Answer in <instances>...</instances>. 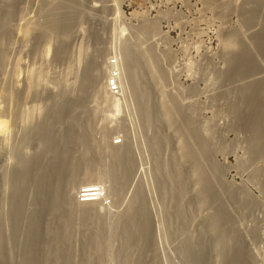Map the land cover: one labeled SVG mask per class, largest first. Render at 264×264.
I'll return each instance as SVG.
<instances>
[{"label":"bare ground","instance_id":"1","mask_svg":"<svg viewBox=\"0 0 264 264\" xmlns=\"http://www.w3.org/2000/svg\"><path fill=\"white\" fill-rule=\"evenodd\" d=\"M65 1L67 2V0H65ZM83 1H86V0H75V1L73 0V2L75 4L79 3V5L82 4ZM247 1H250V0L242 1L243 2L242 4H244L245 2L247 3ZM28 2H29V0H28ZM207 2L211 7L213 6L212 8H215V9L217 8V12L219 11L222 14H224V12H226V11L228 12V10L230 11V10L234 9L237 11V9H239V12L241 11L240 16H242V19H241L242 24H247V23L251 24L252 20L256 18L255 16L261 14V13H257L256 9L258 7L255 8L256 6L251 8V9H248L247 6H245V5H239V6L235 5L234 4L235 2H233L232 0L231 1L229 0L227 2H224V0L223 1L208 0ZM19 3H22V0H0V29L3 27L5 29H7L6 27H8V25L6 26V24L10 20H12L13 18L19 17V13H20L19 7H18ZM39 3H40V0H39ZM44 3H45V1H44ZM84 3H86V2H84ZM69 4H71V3H69ZM45 5H46V3H45ZM263 5H264V1H263ZM65 6L66 5H64V8H63V5L59 4V5L51 8V9H49V12L47 13L48 16H50V15L52 16L53 15L52 13H55L56 15L58 12L63 13L64 10H67L65 8ZM70 6L72 7L74 5H70ZM104 6H105V4H104ZM66 7H68V6H66ZM236 7H239V8L236 9ZM39 8H41V6ZM39 8H38V10H39ZM80 8H81V6H80ZM111 8H109V9H111ZM260 8L261 7H259L258 10H260ZM102 10H103V8H102ZM43 12H47V11H43ZM66 12H69V11L67 10ZM60 13H58V14H60ZM262 13H263V11H262ZM43 15H44V13H43ZM64 15H66V14H64ZM27 16H29V15H27ZM68 16H70V15H68ZM262 16H263V18L261 19V21L263 20V22H261L260 30L254 32L252 34L250 33L249 35H247L248 33L246 34L248 37V40L251 42L250 43L251 47L247 44V41L243 40V37H241L242 36V35H240L241 31L239 32L238 30H236L235 32H232L228 35V38H227L228 41H227V43L224 42L225 43L224 45L227 44L226 46H228L229 48H231V47L234 48L235 53L232 56H228V55L226 56L225 55L226 56L225 61L229 60L232 63V66L230 65L231 66L230 69L228 71L224 72V74H223V76L225 75V79L222 78V79L226 80L228 82V84L227 85L225 84L227 87H225V86L222 87V90L218 88L219 90H221L220 92H218L219 90L216 91V93L217 92L220 93V94H218V96L216 95L217 97H220V99H221V96L225 99L226 98L228 99V96L232 95V99L230 98L231 100H229L227 103V110L225 112V113H228L230 116V117L229 116L228 117L231 118L230 127L232 129L236 130V132L238 131L239 133H242L244 135V141L243 142L245 143L246 151H247L248 155L250 156V159L256 158V159H260V160L262 158H264V15H262ZM21 17H22V15H21ZM25 17L23 16V18H25ZM60 17H61V15H60ZM50 18L48 17V20L43 21L42 23L39 22L36 24L33 21H32L33 24H31L32 22L30 21L31 22L30 25L32 28L30 26L26 27L27 25L24 26L22 23L21 27L23 25V27H26L27 30L25 28L20 29L19 28L20 26H17L16 24L15 25L17 27L14 29L22 31V34H24L26 36V33L28 35H29V33H32L29 31L30 28H31V31L34 28L37 32L35 30H33L36 32V36L33 35V37H35L33 39H35L34 42L36 41L37 44L39 43V41H41L42 39H44L47 36H51V37L58 39L59 44H57V46H55L54 51H53V48H51L52 45L50 46V41L46 42L43 45L44 47L42 46L43 47L42 50H43V54H45V53L47 54L52 49V51L54 53L53 54L54 57L56 58V60L60 61V60L65 59V55L67 54L66 52L68 50L66 48H68V47H66V42H67V39L69 38V36L71 35L74 27L76 26V20L73 18L72 21L68 20V22H66L65 21V20H67L66 19L67 17H66L64 19L58 18L60 21L57 20L58 21L57 22V21H55L56 19L52 20ZM69 18L71 19V17H69ZM61 19L64 22H62ZM257 19H258V16H257ZM13 20H15V19H13ZM18 24H19V22H18ZM10 25H12V24H10ZM10 25H9V27H10ZM154 25L153 24L150 25V23L148 25H146V24L140 25V27L138 29H136L137 31H136L135 36L138 35V37H140V36L145 37L147 35L149 36L150 34L152 35L153 30H154ZM11 27H13V26H11ZM121 27L118 30L117 26H116L114 28L113 33H115L117 35L121 34L125 30L124 26L122 28ZM240 28H241V26H240ZM8 30H10V32H11V28H9ZM116 30H117V33H116ZM110 31L112 32V30H110ZM118 31H119V34H118ZM2 33H4V32H2ZM13 34H14V32H13ZM13 34H11V35H13ZM11 35H9V32L4 33L3 35L0 34V100H3V99L5 100V99H8L9 97L10 98L13 97L12 99H14L15 100L14 102H16L17 103L16 105H18L19 101L20 102L23 101V97L24 98L26 97V96L22 97V95H26V94H24L25 90L23 91V89H22L23 93L21 91V94H22L21 95L19 93L20 88L19 89L16 88V87H18L19 84L18 85L15 84L14 90H12V91L7 86V84H6V71H5L6 70L5 68H7V67H5L7 57H6V53H5L6 51L3 50V47H2V46H5L4 45L5 43L3 44V41L5 39L7 41V38L10 37ZM135 36H134V38H135ZM4 37H6V38L4 39ZM11 37H13V36H11ZM20 38H21V36H20ZM93 38H94L95 43L98 44V40H99L98 35H94ZM33 39L31 38V40H33ZM118 39H120V36ZM244 39H246V36ZM25 40H27V38ZM31 40H29V41H31ZM99 42H100V40H99ZM114 42L116 43L117 41H114ZM123 42L124 43H122V45H120L119 54L118 55L116 54V56H115L116 59H119V60H116L119 62V64L116 62L115 66H116V69L119 71L117 81H118L120 92H121V94L122 93L124 94L125 93L124 90L126 91V89H127V88L124 89L126 87V85H124V84L129 83L130 85L129 86L127 85V87L131 86L132 90L130 91V94L133 93V95H131V97L134 96L135 100L133 98L132 99H133V101L136 102L135 104H137V106H134V107L138 109L137 112L140 114L139 117L142 118V119L139 118L138 121L141 119V121L143 120V122H144L143 124L148 126L149 124L152 125L151 123H153V119L155 120L154 117H156V118L159 117L164 123V124H162V123L161 124L164 125V127H166V130H167V132H166L167 134L164 133V135H162V136L154 134L155 136L151 137L150 145L148 144L149 148L151 149L150 152L153 151L156 154V155H154L155 159L153 161V163H154L153 169L155 170L156 175H157L156 177H157L158 186H159L158 189H160V192H162L164 199H169L170 201L174 200L173 201L174 207H175L174 216L176 214L175 217H177L176 220L180 221L179 222V223H181L180 226H184L188 221L185 218L186 214L184 216V214L181 210V208H182L181 203L182 202L179 199L182 197L180 195H182L183 192L188 191L187 189L192 191L191 192L192 199H190V201H192V203L194 202L196 207L203 208V209L209 208V207L213 208V212L211 214L205 216V219L202 222L201 228H202V230L204 229V232H201V233L202 234L204 233V235H201V236L199 235L198 239L196 237L197 240L195 239L196 240L195 243H192L190 245V241H189V245L184 246V248L182 247L183 253L181 252V254L185 258L186 263L187 264H207V263L209 264L208 261L211 260L209 257L213 253V255L215 256V259L218 260V262H217L218 264H253L254 260L249 255L250 252L249 253L247 252L248 248L246 249V247H248V246L245 245L244 236L238 230L232 216L228 212V209L225 207V204L222 201L221 196H220L221 195L220 189H222V187H223V185L221 183V172H222V170H220L219 169L220 167L218 168V166L212 162V153L215 151V146H213V144H211V142H212L211 141L212 140L211 132L212 131L210 132L207 129V127L205 128L206 125L201 126V125H197L195 123V121H194L195 118L193 116L194 115L193 114L194 109L192 108V106H187V107L185 105L183 106L177 100V97L176 98L174 97V95L173 96L169 95L167 98V96L164 94L163 89L161 88V85H163L162 81L165 80V78H166V73H165V71H163V68L161 69V66L157 62L155 55H153L155 53H153V51H150V49L149 50L147 49V51L145 49L144 50L145 52H141V53H140L141 50H139L140 54L143 53V55L141 57L139 55V57H140L139 58V57H137L138 55H136L138 53L134 52L135 50H137L139 48L137 47V49H135L134 51H133L134 47L131 48L132 47L131 43H133V45H135L134 42L133 41L131 43H127L128 41L127 42L123 41ZM136 44H137V42H136ZM224 47H222V48H224ZM33 48H35V47H33ZM229 48H228V50H229ZM234 49H233V51H234ZM96 50H98V49H96ZM151 50H153V49L151 48ZM30 51H32V49ZM36 51H38V50H36ZM80 51H79V53H80ZM40 53H42V52H40ZM98 53L96 55L97 56L96 58L100 59L101 57H100V54H98ZM83 55H85V54H83ZM79 58H80V56H78L77 60H79ZM16 61H15L16 64H15V67L13 70V75H12V77L14 76V78H11V80L15 79V78L18 79V75L20 73L19 66H21V65L18 66V63L20 62V60L18 62H16ZM13 63H14V61H13ZM103 63H104V61H103ZM142 63L145 65V68H144L145 70L144 69L143 70L145 71V75L147 73V75L149 77L148 79L151 81V83H149V81H148V83L152 84L151 85L152 88H149V87L145 88V86H144L145 89L143 87H141L140 88L141 90L139 91L138 90L139 86L143 85V83L140 84V77H141L140 75H144V74L139 75L137 72L140 70L141 67L139 68V66H142ZM105 64L103 65V64L98 63L96 61L95 57H93L91 59L89 58V60L85 62L84 66H83L84 69L82 70L81 77L79 78V82H78L76 90H75L76 95L74 97L67 98V97H69L68 94H67V96L65 94H63L64 96H62V95H61V97L59 96L58 100H56L54 98L55 96H51V95H48L47 97H45V99L43 98V100H44V101L42 100L43 103L44 102H50V104L47 103V105H49L48 107H46L47 105L45 106L46 107L45 108L46 114L44 116L45 119L43 118L44 119L43 122L37 123V125H35V123H34V126H29V125H31V124H28L29 120H30L29 115L26 114V116H24V115L18 116L16 114L17 117H16V115H14L15 118H17V120L15 121L16 124H17V121L19 120V117L21 116L22 120H20V122H21L20 124H22V122H23L24 124L26 123L25 124L26 126L27 125L28 126L26 128H23L21 130V132H19V133L17 131V134L16 133H15L16 135L14 134L15 138L12 137L13 138L12 148L13 149H12L10 156H11V158L14 159V162H15L14 167L12 169L8 170V172L3 170V171H5L3 173L1 172V169H0V172L2 173V176H0V178L2 180H4L6 177L5 182L7 181V183H8V186L6 188H8L7 190H9V194H8L9 196L7 195L8 201H6V202H8L7 204L9 205L7 216L5 217L2 214L3 212L0 211V264H62V263H64V261H68L69 256H70V252L72 250L70 251L71 247L69 248L68 246H70V245L67 246L66 243L69 240L71 232L73 231L72 227H74V225L72 223V220H73L72 217L75 214H77L78 217L80 218L77 220L78 221L80 220V225L81 224H82V226L84 225L83 226L84 228H86L85 226H88V224H90V223H88V222H91L89 220H92V221L94 220V225L96 224V226H97V231H95V230L94 231L96 232V234L98 232L97 236H99V232H100V231H98L99 227H101V225H103V224H101V223H103L102 222L103 218H101L100 214L102 212H104L107 207H110L111 205H113L117 201V199H119L120 195H123V193L121 194V192L123 191L125 184H127L126 183L128 181L127 175L130 174L129 173L130 171L132 172V170L134 169V163H135L133 161L132 152H131L132 149L130 147V143L128 145V143H126L124 140L122 142H125V143H123L121 145H118L119 143L117 145H114L113 142L110 141V143H108L107 140H105V142L107 144L104 142L105 145L103 146V148L106 149V150L105 149L104 150L108 154L107 153H104V154H107L108 158L110 157L109 160H110L111 165L109 164V166H111V167L110 168L108 167L109 169H107V171L106 170L104 172L100 171L102 173H100V174L98 173L95 175L90 173L89 171H91V170L88 171V168H87V166L89 167L93 164L92 163L93 159L91 158L92 161L89 159L86 160V158L82 160L83 156L82 157L81 156L76 157L74 154L76 147L79 146L80 148L83 147L86 149L87 148L86 144L87 145H88V143L90 144V142L88 141V138H87L88 135H86L85 131L84 130L80 131L79 129H76L78 127H75L76 126L75 124L76 123L78 124L79 120L75 116V114L73 113V111L75 112L76 109L83 107V104H84L85 100L87 99V97H88L87 94L89 92L93 91L92 93L93 94L95 93L94 95L96 97L101 96V97H98V99L101 98V100H103V102H105V105L107 104V106H109L108 112L110 114V117H114V116L118 115L121 111V102H120L121 99H120V97H118V95L117 96H111L106 89V85H107L106 82L107 81L105 82V80L106 79L107 80H113V77L111 78V73L107 74V76H105V77L103 76V75H105L102 72L104 67H105ZM108 66H109V64H108ZM110 67H112V66H110ZM138 68H139V70H137ZM37 69L32 68V71H36V73L35 72L33 73L30 70L31 73H30V76L28 75V84H27V81H25L26 84H24V85L26 88L28 85L29 90H31V89L37 90V87L40 88V82L39 81H41V79H42V81H44L43 76H41V74L43 75L44 72H42L41 69H38L39 71L37 72ZM142 73H143V71H142ZM17 79L15 80L16 82L14 80L13 81L15 83L19 82V81H17ZM76 79H78V78H76ZM26 80H27V77H26ZM226 81H225V83H226ZM72 84H74V83H72ZM228 86H229V88H228ZM30 87H31V89H30ZM33 87H35V88H33ZM49 88H51V87H49ZM220 88H221V86H220ZM223 88L224 89L227 88V89L223 91ZM15 90H16V92H15ZM29 90H27L26 92H28ZM211 94H213V93H211ZM58 95H59V93H58ZM71 96H73V95H71ZM90 98H91V96H90ZM14 102L12 103L13 105H15ZM20 105H21V103H20ZM16 107L18 108V106H16ZM39 107H41V106H39ZM83 109H84V107H83ZM1 112H0V114H1ZM137 116H138V114H137ZM15 118H14V120H15ZM41 119H42V117H41ZM15 122H13V124H15ZM86 123L84 125L87 126ZM139 123L141 124L142 122H138V124ZM143 124H141V125H143ZM17 125H19V124H17ZM202 125H204V124H202ZM4 127H6V126H4ZM9 127H11V126H9ZM21 127H23V126H21ZM149 127H151V126H149ZM6 129H8V128H6ZM149 130H148V132H149ZM122 132L123 131H121V133ZM125 133H126V131H125ZM121 137H122V135H121ZM123 137L125 138V136H123ZM124 138H122V139H124ZM104 139H106V138H104ZM172 139L174 142L172 141ZM31 142H32V144L34 142L35 147H33L34 148L33 153L28 155L26 153V149L30 146L29 144H31ZM170 142L174 143V145L176 146V149L175 150L171 149V150H174L173 154L169 156L170 161L168 160L169 166H171V168H170L171 171L167 172V168L169 166H168V163H167V165L165 164V159H164V157H161V155H162L161 152H162V148L164 146L166 147V145L169 146ZM106 145H107V147H105ZM175 146L173 148H175ZM31 148H32V146L30 147V149ZM81 150H82V148H81ZM90 150L92 151V149H90ZM82 151H84V149ZM27 152H29V151H27ZM85 152H86V150H85ZM85 152H84V154H87ZM171 153H172V151H171ZM166 157H168L167 154H166ZM151 159H153V158H151ZM257 161L258 160H256V163H257ZM83 162H85V168H87V169H85L84 167L81 166ZM88 162L91 165L90 164L88 165ZM105 164H107V163H105ZM165 165L168 167L166 168ZM81 168H84L85 170L82 169L83 170L82 171ZM94 172H96V171H94ZM256 172L259 173V171H256ZM258 173H255V174L258 175ZM259 175H260V177L261 176L263 177V182L261 184V186H262L261 188L263 189L262 191L264 192V169L261 170V173ZM130 176H128V177H130ZM256 177L257 176H255V178ZM81 191H88V193L85 194L86 196L96 195V197H93V198L87 197L86 200H89V201L79 202L77 200L76 196ZM191 194H189V195H191ZM183 195H185V194H183ZM132 196H133L131 198L132 201L129 199V201H131V204L128 208V211L126 210L127 212H125V214H124V216H125L124 220L122 219V216H121L122 220L120 219L121 222L118 220V223L120 222V224L117 225L120 227V228L118 227L119 230L117 229L118 232L120 233V235H118V236H120L122 238V239L120 238L122 241V246L120 248V251L118 252V253H120V261H121V262H118L119 264H145V261L143 263V259L145 258V257L143 258V254L149 248V246H151V242L154 240V238L152 240V235H153L152 234V231H153L152 228H155V227L151 226L152 221H151V217H150V214H149L148 208H147L148 204L146 205L144 193L141 190V188L139 187L135 190V192ZM229 197L231 198V200H233V202L237 206L241 205V201L239 200V197H240L239 193H237V192L236 193H230ZM95 198H96V201H91L92 199H95ZM1 200H2V198L0 196V202H1ZM246 204H247V202H246ZM250 205L251 204H249L248 206H250ZM0 206H3L2 203H0ZM241 206L243 207V205H241ZM103 215H105V214H103ZM169 215H170V213H169ZM87 220H88V222H87ZM75 221H74V223H75ZM5 222L6 223L8 222L7 225H10L9 226V229H10L9 236H7L5 234V231H4V227H5L4 223ZM92 224H93V222H92ZM103 226H105V225H103ZM75 227H76V225H75ZM89 227H91V225ZM87 229H88V227H87ZM94 229H95V227H94ZM90 230L91 229L88 230L89 232L86 231V234L88 233L89 235L88 234L85 235L89 238V239H87V240H89L88 243L93 242V240H95L94 242H96L97 237L94 234V231H92V230L90 231ZM109 230H110V228H109ZM103 231H105V230H103ZM205 233L209 234L208 239H210V242L209 241L208 242H209V244L212 245L211 255H210V252L208 250L210 248H208V249L205 248V245H206L204 243L205 240L202 237V236L205 237L207 235V234L205 235ZM257 233H256V231L253 230V231H250L248 234V236L251 237V239H254V240L250 239L254 243H255V240L257 241V239H258V238H256ZM114 235H117L116 232ZM102 236L103 235H101V238H102ZM257 237H259V236H257ZM72 239H73V237H72ZM205 239H207V238H205ZM84 240H86V239H84ZM8 241H10L9 243H11V246L13 245L14 249L16 248V250H15L16 256H17L16 261H13L9 258V251L7 248ZM86 241H85V243H86ZM185 243H186V241H185ZM83 245H85V244H83ZM250 245L251 244H249V246ZM85 248H88V247L85 246ZM84 250H86V249H84ZM95 250H97V249H95ZM177 251H179V250H177ZM261 251H262L261 253H260V251H258L260 253V257H261V263L260 264H264V248L261 249ZM13 252H14V250H13ZM151 252H153V249ZM51 254L53 255V258L51 256V259H50ZM95 254H97V253H95ZM147 254H149V253H147ZM88 255H85V256H88ZM178 255H179V253H178ZM213 255H212V257H213ZM95 257H97V256H95ZM104 258L105 257L102 258V255H99L98 258H94V259L90 260V256H89V258L86 257V260L88 262H89V260H90V262L94 261L93 263H90V264H109L107 261H105L106 259L104 260ZM149 259H150V257H149ZM146 260H147V258H146ZM252 260H253V262H252ZM83 261H84V259H83ZM186 263H184V264H186Z\"/></svg>","mask_w":264,"mask_h":264},{"label":"rangeland","instance_id":"2","mask_svg":"<svg viewBox=\"0 0 264 264\" xmlns=\"http://www.w3.org/2000/svg\"><path fill=\"white\" fill-rule=\"evenodd\" d=\"M62 1L63 0H40V3H39V0H29L30 2L29 3L28 0L26 1L22 0V3H19V6H18L19 12L21 13V14L19 13L20 18L19 17L13 18L15 20L12 19L6 24V26L8 25V27H6L7 29H5L4 27L0 29L1 35H3L6 32H9V35H11L14 32V34L11 35L13 37L11 36L8 37L7 41L5 39L6 37H4L5 40L3 41V44L5 43L4 44L5 46H2L3 50L6 51L4 52L6 53V57H7L6 64H5V67H7L5 68L6 69L5 70L6 71V84L9 87V89H11V91L14 90L15 84L17 85L19 84L18 87H16L18 89L20 88L19 93L21 94V91L23 89V91L25 90L24 94H26V95L21 94L22 97L23 96H26V97L25 98L23 97V101L21 102L19 101L18 105H16L17 103L14 102L15 101L14 99H12L13 97L11 98L9 97L8 99H5V100L4 99L0 100L1 102L0 112L2 111L0 114V123H1L0 124V143H1L0 144V169H1V172L2 173L5 171L8 172V170L14 167L15 165L14 159L11 158L10 156L12 149H13L12 140L13 138H15L17 131L19 133L21 132L23 128H26L28 126V125L26 126L25 125L26 123L24 124L23 122L22 124H20L21 123L20 120H22L21 116L19 117V120H18L19 122L17 121V124L19 125H17L15 122L17 118H15L14 115L16 114L18 116L19 115L26 116V114L29 115L30 120L28 124H31L29 126H34V123L35 125H37V123L43 122V120L45 119L44 116L46 114L45 108L49 106L47 105V103L50 104V102L43 103L44 101L43 98L45 99V97H47L48 95H51V96H55L54 98L58 100L59 96L60 97L61 95L64 96L63 94H65L66 96L68 94L69 97L67 98L74 97L76 95L75 90L79 82V78L81 77L82 70L84 69L83 66L85 62L89 60V58L91 59L95 57L96 61L103 65L106 63L105 67L103 66L104 69L102 71L103 74H105L103 75L105 77L107 76V74H110V70H111V67L109 64L110 59L111 58L116 59L115 56L116 54L117 55L119 54L120 45L124 43L123 41L125 42L128 41L127 43H131L133 41L135 44L133 45V43H131L132 44L131 48L134 47L133 51L137 49V47L139 48L137 49L138 51L137 50L134 51L138 53L136 54L138 55L137 57H139V55L141 57L143 53L142 54L140 53L145 52L144 51L145 49L146 51L147 49L148 50L150 49V51H153V53H155L153 55H155L157 62L161 66V69L163 68V71H165L166 73V78L165 80L162 81L163 85H161V88L163 89V92L167 96V98L169 95H172V96L174 95V97L175 98L177 97V100L183 106L184 105L186 107L192 106V108L194 109L193 116L195 118L194 119L195 123L201 126L206 125L205 128L207 127V129L210 132L212 131L211 141L213 143L211 142V144L215 146V151L212 153V162L216 164L218 168L220 167L219 168L220 170H222L221 183L223 187L222 189H220L221 199L224 202L225 207L228 209V212L232 216L238 230L244 236L245 245L248 246L246 247V249L248 248L247 252L248 253L250 252L249 255L254 260V262L252 260L253 264H258V263L260 264L261 263L260 253L263 251V250L261 251V249L264 248V192L262 191L263 189L261 188L263 177L262 176L260 177L259 174L261 173V170L264 169V158H262L261 160L256 159V158L250 159V156L248 155L246 151L245 143L243 142L244 135L242 133H239L238 131L236 132V130L230 127L231 118H229L230 117L229 114L225 112L227 110V103L229 100L232 99V95L231 96L229 95L230 97L228 96V99L227 98L225 99L222 96L220 99V97H217V96L218 94H220L218 92L222 90V87L224 86L227 87L226 85L228 84V82L224 80L225 75L223 76V74L224 72L230 69V67L232 66V63L229 60L225 61L226 56L227 55L232 56L235 53L234 48L232 47L229 48L228 46H226L227 44L224 45L228 41L227 39L228 35L232 32H235L236 30H238L239 32L241 31L240 32L241 33L240 35H242L241 37H243V40H246L247 44L251 47V44H250L251 42L248 40L247 35L260 30L261 22H263V20L261 21V19L263 18L262 15H264L263 14L264 13V10H263L264 0H259V1L250 0V1H247L248 4L246 2L242 4L243 3L242 1L232 0L233 2H235L234 3L235 5H238V6L245 5L247 6L248 9H251L255 6H256L255 8L258 7L256 11L257 13H261L262 15L261 14L256 15L255 16L256 18L252 20L251 24L249 23L242 24V21H241L242 16H240L241 11L239 12V9H237L239 7H236L237 11L232 9L222 14L219 11H218L219 13L217 12V8L216 9L212 8L213 6L211 7L208 4L207 2L208 0H86V1H83L82 3L83 5L82 4L79 5V3L75 4L73 0L72 1L67 0V2L65 0L63 2ZM220 1H223V0H220ZM227 1L229 0H226V1L224 0V2H227ZM59 4H62L63 8H64V5L68 6V7L65 6V8L69 12H66L67 10H64L63 13L58 12L60 14L57 13V15L55 13H52L53 14L52 16L51 15L48 16L47 13L49 12V9ZM70 5H74L72 6L73 8ZM40 6L42 9L39 8ZM37 7L39 8V10ZM259 7H261L260 10H258ZM43 11H47V12H43ZM67 14L70 16H68ZM27 15L29 16L31 15V16L29 17ZM23 16L24 17L26 16V17L23 18ZM47 16L49 18L51 17L50 19L52 20L56 19L55 21L59 20L60 18L64 19L66 17H67L66 18L67 20H65L66 22H68V20L72 21L73 18L76 20V26L74 27L71 35L69 36L66 42V47H68L66 49L70 51L69 52L67 51L66 52L67 54L65 55V59L60 60V61L56 60V58L53 55L55 46L59 44L58 39L51 37V36H47L44 39H42L43 41L42 40L39 41L41 45L39 43L37 44L36 41L34 42L35 39H33L35 38L33 37V35L36 36L37 31L34 28L33 30H35L36 32L33 30L31 31L32 27L30 23L32 21L35 22V24L39 22L42 23L43 21L48 20ZM257 16H258V19H257ZM69 17H71V19ZM33 22L31 24H33ZM62 22L64 21L62 20ZM22 23L24 26L27 25L26 27L30 26L31 28L29 27L30 30L29 29L28 30L32 33H29L27 31L29 35L26 33V36H25L24 34H22V31L14 29L17 26H20L19 27L20 29L21 28L26 29V27H23V25L21 27ZM149 23L150 25L155 24L152 35L150 34L149 36L147 35L145 37L144 36L138 37V35L135 36L136 31H137L136 29H138L140 25L142 24L148 25ZM239 25L241 26V28ZM112 26L113 27L117 26L118 30L120 29L121 26L122 27L124 26L125 30L121 34H119V31H118L119 35H117L113 33L115 27L113 28ZM9 28H11V32L13 31L12 33L10 32V30H8ZM110 30H112V32ZM116 33H117V30H116ZM93 34L98 35V39L100 40V42L98 40V44L95 43ZM119 36H120V39H118ZM245 36H246V39H244ZM26 38L27 40H25ZM31 38L33 40H31ZM48 41H50V46L52 45L51 48H53V51L50 48L51 50L47 54L45 52H44L45 54H43V50H42V48L44 47L43 45ZM114 41H117V42L115 43ZM36 45L37 46L39 45V46L37 47ZM151 48L153 50H151ZM31 49L33 52L30 51ZM139 50H141L140 53H139ZM79 51L81 54L79 53ZM97 53L100 54V57H101L100 59L96 58ZM78 56H80L79 60H77ZM19 60L20 62L18 63V66L19 65L21 66H19L20 73L18 75V79L15 78L11 80V78H14V76L12 77V75H13V70L16 64L15 61L18 62ZM116 60H119V59H116ZM116 62L119 64L118 61ZM143 65L144 64L142 63V66H139V68L141 67L140 70L139 68L137 69L139 70L137 72L139 75L144 74V75H140L141 77L139 76L140 84L143 83V85L139 86V89H138L139 91L141 90L140 88L141 87L144 88V86L145 88L147 87L152 88L151 87L152 84H149L151 83V81L148 79L149 77L147 73L145 75V71H144L145 65L144 66ZM32 68L41 69L42 72H44L45 74V75L44 74L42 75L40 73L41 71L39 72L41 76H43L44 81H42V79L41 81H39L40 88L37 87V90L36 89L32 90L31 87H30L31 90H29L28 85H27V88L24 85L26 84L25 81H27V84H28V75L30 76ZM38 69H37V72L39 71ZM32 72L36 73V71H32ZM26 77H27V80H26ZM16 79L19 82L15 83ZM108 81L110 82V80H107V79L105 80L106 83H108ZM124 85H126L124 89L127 88L126 91L124 90L125 93L121 94L120 92L119 93L120 95H118V97H120L121 99L120 101L121 111L118 115L114 117H110V114L108 112L109 106H107V104L105 105V102H103L101 98L98 99V97H101V96L96 97L94 95L95 93L94 94L92 93L93 91L87 94L88 97L86 96L87 99L85 100L83 104L84 109L83 107L78 108L76 109L77 112L75 111L76 113L73 111V113L79 120L78 124L77 123L75 124L76 125L75 127H78L76 129H79L80 131L84 130L86 135L89 136V137L87 136V138H88V141L90 142V144L89 143L88 145L86 144L87 146L86 149L81 147L82 150L84 149V151H82L79 146L76 147L74 154L76 157L83 156L82 160L85 158L86 160L87 159L91 160V158L93 159V161L91 160L93 164L91 165L89 161L88 165L90 164L91 166L89 167L87 166L88 171L91 170L89 171L90 173L94 175L98 173L100 174L104 172L105 170L107 171V169L111 167L109 166L110 157L109 158L107 157L108 153L105 151L106 149L103 148V146L106 143L105 140H107V142L110 143V141L113 142V140L119 139L120 142L118 145H121L125 142L128 143V145L130 143V147L132 149L131 150L132 157L135 163H134V169L132 170L133 173L130 171L129 172L130 174L128 173L129 175H127L128 181L126 182L127 184H125V187L123 188V191L121 192V194L123 193V195L119 196L120 200L117 199V201L113 205H111L110 207H107L105 210L106 212L105 211L102 212L105 215H103L102 213L100 214L101 218H103L102 219L103 223L101 224L105 226L101 225V227H99V230H98L100 231L99 236H97L98 232L97 234L95 232L97 231V226L96 224L94 225V220L93 221L89 220L91 222H88L87 220V222L90 224H88V226H85L86 228H84L83 227L84 225L83 226L82 224L80 225V220L79 221L77 220V219H80L77 214H75L72 217L73 220L74 221L76 220V221L74 223V221L72 220V223L74 225V227H72L73 231L71 232L72 236L70 235L69 240L66 243L67 246L70 245L68 247L69 248L71 247L70 251L71 250L72 251L70 252L69 260L64 261V263L62 264H65V263L66 264H86L88 262L86 260V257L89 258L90 256V260H91L94 258H98L99 255H102V258L105 257L104 260L106 259L105 261H107L109 264H119L118 262H121V261H120V253L118 252L120 251V248L122 246V241H121L122 238L118 236L120 235V233L118 232L119 226L117 225H119L121 222L120 221L121 216H122V219L124 220V217H125L124 214L125 212L128 211V208L131 204V201H132L131 198L133 197L132 195L134 194L135 190L139 187L144 193L146 205L148 204L147 208H148V212L150 214L151 221H152L151 226L155 227V228H152L153 230L152 240L154 238L155 241L153 240L151 242L152 247L149 246L150 249L148 248L143 254V258L145 257L144 258L145 260L143 259V263L145 261V264H184L186 263L185 258L181 254V252L183 253L182 249L184 248V246L189 245V241L191 245L192 243H195L199 235L200 236L204 235V233L203 234L201 233V232H204V229L202 230L201 228L202 222L204 221L205 216L213 212L212 207L205 208V209L196 207L195 203L194 202L192 203V201H190V199H192V194H191L192 191L187 189L188 191L183 192L182 195H180L182 197L179 199L182 202L181 210L184 216L186 214L187 217L185 216V218L189 222L187 221V223L184 226H180L181 223H179L180 222L179 220H176L177 219V217H175L176 214L174 216V213H175L174 212L175 207H174V202H173L174 200L170 201L169 199H164L162 192H160V189H158L159 186H158V180L156 177L157 175H156L155 170L153 169L154 168L153 161L155 159L154 155L156 154L153 151L150 152L151 149L149 148L151 137L155 135L162 136L164 135V133L167 134L166 127L162 125L164 123L159 117L157 118L154 117L155 120L153 119V123H151L152 125L150 124L148 126L144 125L143 120L141 121L142 118L139 117L140 114L137 112L138 109L134 107V106H137V104H135L136 102L133 101L134 96L131 97V95H133L132 93L133 91L131 92L132 94H130V91L132 90L131 86L127 87V85L128 86L130 85L129 83L128 84L126 83ZM25 88L29 91L26 92L27 90ZM218 88L221 90H219ZM226 89L223 88V91ZM216 91L218 92L216 93ZM214 95L215 96L217 95V96L215 97ZM90 96L92 99L90 98ZM13 102L15 103V105L12 104ZM16 106H18V108ZM139 118L141 119L138 121ZM13 122H15L16 125L13 124ZM138 122H142L141 124L143 125H141L140 123L138 124ZM85 123L87 124V126L84 125ZM121 131L123 132L121 133ZM123 136H125V138ZM124 140L125 142H122ZM171 143L172 142H170L169 146L168 145H166V147L164 146L161 152L163 155V156L161 155V157H164L165 164L167 165L168 163V166H169V161H170L169 156L172 155L173 151L176 149V146L174 145V143L172 144ZM29 145L30 146L26 149V153L28 155L33 153L34 151L33 147H35L34 142L33 144L31 142V144ZM114 145H117V144H114ZM31 146L32 148L30 149ZM174 146L175 148H173ZM105 147H107V145ZM90 149H92V151ZM171 149H174V150H171ZM84 152L87 154H84ZM104 153H107V154H104ZM166 154L168 157H166ZM256 160H258L257 161L258 164L256 163ZM81 166L85 168V162H83ZM168 166H166V168ZM84 168H81V170ZM170 168L171 166L167 168V172L171 171ZM256 171H259V173ZM1 172H0V176H2ZM255 173H258L259 176ZM128 176H130L131 178ZM255 176H257L258 178L257 177L255 178ZM5 179L2 180L0 178V189H1L0 196L2 198L0 203H2L3 205V206H0L1 207L0 211L3 212L2 214L6 217L8 214V206H9L7 204L8 202H6L8 201L9 190H7L8 188H6L8 186V183L7 181L5 182ZM236 192L239 193L240 195L239 200L241 201V205H243V207L241 205L237 206L233 202V200H231V198L229 197L230 193H236ZM129 199L131 201H129ZM248 203L251 205L248 206L249 205ZM118 220L120 221L119 223H118ZM7 224L8 222L4 223V226H5L4 231H5V234L9 236L10 234L9 226L10 225H7ZM90 225L91 227H89ZM89 229H91L92 231L95 230L94 234L98 238V239L96 238V242H94L95 240H93V242L88 243L89 240L87 239L89 238L85 235L88 234V233L86 234V231H88ZM253 230L256 231V233L258 232L257 236H259V237L256 236V238H258L259 240L258 239L257 241L255 240V243L251 241L254 239H251V237L248 236L249 232ZM115 232L117 235H114ZM101 235H103L102 238H101ZM205 235H206L205 237L202 236L205 240L204 241V243L206 244L205 248L206 249L210 248L208 250L211 255L212 245L209 244L210 242V239H208L209 234L205 233ZM84 239H86L87 241ZM97 240L101 242L99 243ZM185 241L186 243L187 242L188 243L186 244ZM9 242L10 241H8V244H7V248L9 251V258L13 261H16L17 260V256L15 252L16 248L14 249L13 245L11 246V243ZM249 244L251 245L249 246ZM85 246L88 248H85ZM84 249H86L88 252ZM152 249L154 253L151 252ZM258 251H260V253ZM85 255H88V256H85ZM212 255L209 257L211 259L208 261L209 264H218L217 263L218 260L215 259L214 255L212 257ZM51 256L53 258V255L51 254L50 259H51ZM90 260L87 264L94 262L93 260H92L93 262H90Z\"/></svg>","mask_w":264,"mask_h":264},{"label":"built area","instance_id":"3","mask_svg":"<svg viewBox=\"0 0 264 264\" xmlns=\"http://www.w3.org/2000/svg\"><path fill=\"white\" fill-rule=\"evenodd\" d=\"M236 1H246V0H236ZM111 67L110 73H111V78L113 77V80H110V82L107 83L106 87H107V91L111 96H117L120 95V89H119V85H118V74L119 71L116 69V59L115 58H111L110 62H109ZM120 142L119 139H115L113 140L114 144H118ZM92 192V191H91ZM88 193V191H81L76 197L77 200L79 202H86L89 200H86L87 197L93 198L96 197V195H90V196H86L85 194ZM91 201H96L95 199H92Z\"/></svg>","mask_w":264,"mask_h":264}]
</instances>
